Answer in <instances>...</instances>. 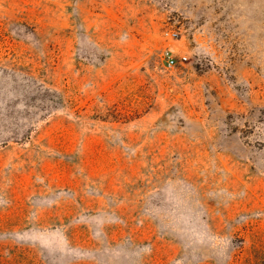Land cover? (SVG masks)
Segmentation results:
<instances>
[{
    "label": "rangeland",
    "instance_id": "1",
    "mask_svg": "<svg viewBox=\"0 0 264 264\" xmlns=\"http://www.w3.org/2000/svg\"><path fill=\"white\" fill-rule=\"evenodd\" d=\"M0 264H264V0H0Z\"/></svg>",
    "mask_w": 264,
    "mask_h": 264
},
{
    "label": "built area",
    "instance_id": "2",
    "mask_svg": "<svg viewBox=\"0 0 264 264\" xmlns=\"http://www.w3.org/2000/svg\"><path fill=\"white\" fill-rule=\"evenodd\" d=\"M176 35L177 34H172V35L167 34V36H169L172 39H174ZM165 57L167 60V66L170 68L173 67L175 65V58L170 54V51L165 52Z\"/></svg>",
    "mask_w": 264,
    "mask_h": 264
}]
</instances>
